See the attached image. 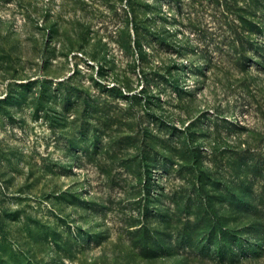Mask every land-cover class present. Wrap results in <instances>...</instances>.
Segmentation results:
<instances>
[{
	"label": "rangeland",
	"instance_id": "rangeland-1",
	"mask_svg": "<svg viewBox=\"0 0 264 264\" xmlns=\"http://www.w3.org/2000/svg\"><path fill=\"white\" fill-rule=\"evenodd\" d=\"M218 1L167 0L142 55L126 1L0 0V264H264V38L240 62Z\"/></svg>",
	"mask_w": 264,
	"mask_h": 264
},
{
	"label": "trees",
	"instance_id": "trees-1",
	"mask_svg": "<svg viewBox=\"0 0 264 264\" xmlns=\"http://www.w3.org/2000/svg\"><path fill=\"white\" fill-rule=\"evenodd\" d=\"M122 1H126V3L124 4V8L123 11L127 14V18L131 19V25H132V29H133V38H134V46L135 48L138 50V53L144 55V48H143V42L146 39H149L152 37V33L150 31V28L148 27V25L146 23H152L154 18L151 17V14L158 16L157 18H159V14H161L163 12V4L167 1V0H154V3H150L149 0H122ZM171 1V0H170ZM174 2V4L177 7H181L182 6V2L181 0H172ZM215 4H217L218 6L221 7H225V5L221 4L218 0H214ZM264 0H251V3L249 5L248 8L246 9H239V0H235V5L233 6L236 7V20L238 21L237 25H234V21H230L227 22V30L230 32V37L231 39H233L231 45H229L230 48L233 49V51L235 50L237 54H239V58L238 60L240 62H243L245 59L248 58V54L249 51H251L252 49H254L255 47V43H259V41L257 40H253L251 38V36H258V37H263L264 38V27L262 26L261 23H256L253 20V18H255L257 16V11H259V9H261L262 7V2ZM214 4V2H213ZM227 7V6H226ZM228 10H224L225 12L229 13L231 10V7L229 5V7H227ZM230 10V11H229ZM233 12V11H232ZM140 15H145L147 17L146 20H139V16ZM251 18L252 20L248 19ZM162 19V17L160 18ZM164 20V19H163ZM165 41H160V44H164ZM132 37L129 36V38L124 39L122 41V45L124 46V48H128L130 49L132 47ZM261 44V47H264V45ZM206 49H209L212 47L210 44L209 46H204ZM204 48V49H205ZM218 48V47H216ZM214 52H216L218 49H212ZM257 50V49H256ZM199 52V50H198ZM258 52V51H257ZM203 53V52H202ZM205 58V57H202ZM177 88V87H175ZM108 91L110 92H121V88L118 86H112L108 88ZM122 93V92H121ZM173 125H162L163 128H168L166 129L167 132H169V135L171 136H176V133H178V131L176 130L177 128L171 127ZM191 126V125H190ZM187 132V130L185 131V133ZM190 142V139L189 141ZM95 148H97V145L95 143ZM201 151L200 147H196L192 149V154H197L198 152ZM235 156L239 157L240 159V154L236 153L234 154ZM86 158H90V156L87 154ZM158 155H155L154 159H150L151 157H147L146 160H150L148 162V172L151 173L152 172V166L151 164L153 162L157 163L158 167L157 170H163V171H167V167H169L168 163L169 161H165L163 159V161L161 162V158H157ZM201 168V167H200ZM197 169V168H195ZM179 174L182 176L183 173L185 172V168L181 167V169L178 171ZM261 172V171H260ZM193 174L197 175V182L194 184V187H196L195 189L197 190L195 192V194L197 195V197L203 201H207L209 202V204L212 203V200L215 199V196H212L209 192H208V188L209 187H216V184L218 182L215 181V179L212 178V176L214 174H212L211 171H203V169H197V170H193ZM257 175H259V173H256ZM256 175V176H257ZM260 176V175H259ZM151 180H153V177L148 175V178L145 180L146 181V185H151ZM149 192L151 191V188H148ZM248 192H250V189H247ZM251 194V193H250ZM231 195V197H230ZM230 195L228 197L225 198V200L223 201V203H229L231 201L232 202H236V200H238L235 194L230 193ZM248 200V199H247ZM251 201L253 202V198L250 199V203ZM242 203H246V202H241L238 201L234 204L240 206ZM211 230L213 232H211L209 234V238L210 241L212 242L213 238H215V233L219 232L220 236H222L223 240L225 241L226 239L229 242H233V247H235V249H239V246H242L241 244H237L236 240L234 239V237H232V234H229L228 231H224L223 227L221 225H219L218 223L214 222L211 225ZM220 238V237H219ZM191 243V240L188 242H184L183 244L185 245H189ZM218 244V243H217ZM226 248V245H225ZM221 254L223 256H226V250L224 249V247H221ZM231 254L233 256L234 250L232 249Z\"/></svg>",
	"mask_w": 264,
	"mask_h": 264
}]
</instances>
